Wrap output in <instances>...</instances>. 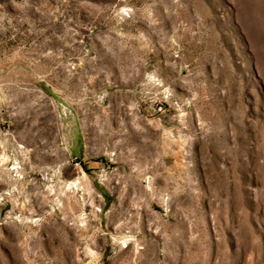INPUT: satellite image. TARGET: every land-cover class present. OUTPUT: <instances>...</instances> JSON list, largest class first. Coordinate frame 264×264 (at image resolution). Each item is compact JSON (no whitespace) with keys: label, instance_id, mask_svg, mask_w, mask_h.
<instances>
[{"label":"rangeland","instance_id":"obj_1","mask_svg":"<svg viewBox=\"0 0 264 264\" xmlns=\"http://www.w3.org/2000/svg\"><path fill=\"white\" fill-rule=\"evenodd\" d=\"M0 264H264V0H0Z\"/></svg>","mask_w":264,"mask_h":264}]
</instances>
